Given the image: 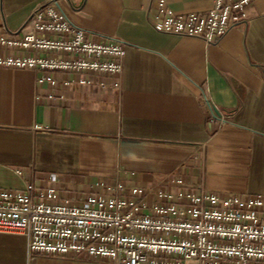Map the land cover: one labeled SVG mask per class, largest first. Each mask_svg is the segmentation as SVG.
Wrapping results in <instances>:
<instances>
[{"label":"crops","instance_id":"1","mask_svg":"<svg viewBox=\"0 0 264 264\" xmlns=\"http://www.w3.org/2000/svg\"><path fill=\"white\" fill-rule=\"evenodd\" d=\"M47 1L0 0V15L9 29L25 31ZM59 1L88 38L126 45L120 84L115 75L86 73L68 74L71 86H49L38 82L40 72L0 66V189L23 188L19 169L39 186L56 174L61 196L75 200L117 182L264 194V0L213 44L155 31V0ZM166 1L177 14L211 7L210 0ZM0 264L113 263L29 255L24 236L0 234Z\"/></svg>","mask_w":264,"mask_h":264},{"label":"built area","instance_id":"2","mask_svg":"<svg viewBox=\"0 0 264 264\" xmlns=\"http://www.w3.org/2000/svg\"><path fill=\"white\" fill-rule=\"evenodd\" d=\"M210 1L206 12L177 14L166 0H155L149 22L159 33L213 44L245 19L254 0ZM26 24L28 30H11L0 15V48L10 51L0 54V66L40 72L38 82L49 86H71L76 80L68 74L86 73L115 75L119 86L123 42L88 38L59 0L36 8ZM16 173L23 188L0 189V234L24 236L29 255L80 254L113 264H264V194L220 196L117 182L102 184L107 193L75 200L61 196L56 174L39 186Z\"/></svg>","mask_w":264,"mask_h":264}]
</instances>
